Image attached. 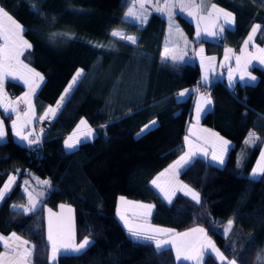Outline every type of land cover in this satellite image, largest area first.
Instances as JSON below:
<instances>
[{"label":"trees","instance_id":"16d2710c","mask_svg":"<svg viewBox=\"0 0 264 264\" xmlns=\"http://www.w3.org/2000/svg\"><path fill=\"white\" fill-rule=\"evenodd\" d=\"M134 1L0 0V7L27 30L23 36L32 47L22 60L44 77L33 99L37 119L57 102L75 71L83 70L51 117L36 152L12 137L4 119L7 136L0 141V189L11 174L16 179L0 202V234L16 233L31 242L32 264H189L177 261L169 245L170 251L156 255L154 242H138L131 236L117 217V199L123 195L153 204L147 216L150 224L175 231L201 226L227 259L264 264L257 259L264 257V174L250 176L264 144V67L250 68L257 77L251 86L228 85L225 79L207 84L211 106L201 124L231 146L223 164L197 156L190 169L178 173L199 193L201 204L181 191L169 203L151 180L184 151L192 98L178 100L176 95L201 80V69L196 62L162 59L166 21L156 12L142 24L127 20V8ZM207 3L231 12L234 23L214 40L196 41L205 53L220 56L226 46L239 47L254 23L261 26L255 41L264 43V0ZM174 19L193 39V24L181 14ZM114 29L135 34L137 44L113 37ZM5 89L14 96L24 87L7 80ZM82 119L94 128V137L75 151L65 150V137ZM152 121L157 127L138 135ZM250 132L256 135L251 145L245 143ZM35 180L42 188L34 189L43 193L40 205L29 213L14 210V205L27 203L22 185ZM61 203L73 207L75 240L89 237L94 243L83 254H58L55 262H49L45 211ZM229 220H233L231 231L224 234ZM202 264L221 263L206 254Z\"/></svg>","mask_w":264,"mask_h":264},{"label":"snow or ice","instance_id":"6c2138e0","mask_svg":"<svg viewBox=\"0 0 264 264\" xmlns=\"http://www.w3.org/2000/svg\"><path fill=\"white\" fill-rule=\"evenodd\" d=\"M150 3L151 0H140L139 2V10H135V6L133 8H129L128 12L125 14L126 17H136L140 20L141 23L146 22L147 16L145 3ZM33 10L36 14H39V9L32 5ZM155 10L157 12H167L169 19L171 20V17L173 16V8H179L181 12L187 11L188 15L191 17H194L197 19V37H200L201 33L199 30V22L200 20H203L204 17L200 16L199 13L201 9L204 7V5L197 4L195 0H190V2H183V0H169V2L164 3L163 5H159L158 2L156 5H154ZM212 11L208 13L209 16H212L213 13L216 14L215 19L218 20L220 16H223L224 24L231 26L234 23V17L231 12H226L223 9H219L216 7V5L211 6ZM260 25H255L251 29V33L249 34L248 38L244 41V49L246 50L250 42L253 41L254 34L260 29ZM225 30L224 26H221L220 31L223 32ZM27 31L24 29L3 7H0V103L4 104L5 110L7 111L10 107V102L8 101L6 93H3V85L5 82V79L8 77L12 78H18L24 81V83L29 85V92L24 94V97L20 98L19 102H23L30 105V96L35 92V89L39 87V83L36 81V78H39L40 81H42L44 78L37 72H35L33 69L29 68L27 64H24L23 61L20 59V57L24 54L26 49H30L32 45L24 39V32ZM206 33L208 35L215 36V32H207V29H205ZM67 35V34H65ZM111 35L113 37H118L121 40H124L126 42H130L132 45H136L138 42V37L127 35L125 32L120 30H113L111 32ZM185 44H187V41L185 39ZM99 47H103L100 45ZM242 50V54H243ZM259 52L264 53V48L258 49ZM232 49H227L225 54V59L228 60L230 57L228 53H231ZM200 53H203V49H200ZM254 59H259L262 64H264V55L259 57H253ZM162 59L164 60H171L173 62L177 60H183V56H177L171 52H169L168 47H165L164 53L162 54ZM215 60V57L209 58V63L213 62ZM241 57L236 56V62L239 66ZM250 62V61H248ZM247 67V63L245 64V68ZM21 70H25L27 75L24 74ZM249 76V80L245 81V77L242 74L240 76V81L244 82L245 86H251V82L256 80L255 76H251L250 73H245ZM83 70H77L75 76L73 77L72 84L77 83V81L82 77ZM208 75L207 71L205 72V75L203 77V81H207ZM231 70L229 73V80L231 81ZM72 85H69V88H71ZM198 90V89H197ZM66 89V93H67ZM189 93V90H184L178 94V100L181 98H184L185 95ZM65 99L64 96L61 97V100L58 101L57 106L55 108H49L48 111L44 114V116L40 117L41 120L47 118L48 114L51 113L53 116H55V113L60 107V104ZM201 100L204 101L206 104H211L210 99H206L204 97H201ZM12 110L15 111V107H12ZM204 111L206 113V110L202 108L201 104L198 102L196 106V112H197V121L200 119L201 112ZM34 114V113H33ZM25 117L27 118L25 120L24 125H21L20 128H17V124L14 121L12 124V127L16 129V135L19 136L22 140H27L28 143L31 144H38L39 143V137L29 138V135H23V128L27 126L28 123H31V117L29 115V112L24 113ZM17 119L19 120L20 117L18 116ZM80 125H84L87 127V122L85 120L80 121ZM80 125L77 126L79 129ZM155 127H157L156 121L150 122V124L145 125L143 129H141V132L138 135L146 134L147 132L152 131ZM86 137H89L92 135V129L88 128L87 133L84 134ZM213 136H216L222 146L221 155L217 156L215 152H213L212 160L213 161H219L220 164L224 163L223 153L228 151V141L223 140V138L219 137L217 133H212ZM5 136L4 126L3 123L0 122V139H2ZM188 137H185V140L188 141ZM255 133L250 132L249 133V139L245 141V143H252L255 140ZM82 143L81 139L76 135V132L73 133V135L69 136L65 142L64 146L66 150L69 151H75L78 145ZM203 151V150H201ZM207 155L206 151L204 153ZM197 154L195 152L189 151L188 153H185L184 156H181L178 161H176L173 165L170 166L168 170H165L166 172L169 170L175 171L178 168H183L184 170H188L191 168L192 164L196 162ZM261 160L264 161V153L261 154ZM258 173L264 174V164H260L257 166L256 169L253 170L252 178L255 179L256 175ZM165 173H161L160 176H163ZM160 179L158 176L156 179H153L151 181L152 185H154L157 188H160L161 192H164L165 198L168 200L169 203H171L172 196L176 195V191H182L185 195H190L192 200H194L197 204H201V198L199 193L195 192L192 188H190L186 184H181L179 186V189H172L171 191H166L164 188H162L157 181ZM14 182V177H9V181L4 184L3 188L0 189V201H3L6 198V193L10 189L11 184ZM27 183V182H25ZM41 183L47 185L49 184V181H42ZM38 196H43V193H39ZM121 201H125L124 197L120 198ZM39 201L37 199H34L29 193V200H28V206H13V209L15 210L17 207H20L23 213H29L34 212L37 208V204ZM64 206L61 205V208ZM138 207L144 209L145 211L142 213L144 216H150L151 215V209L152 205H143L140 204ZM71 211V209H69ZM120 216L121 220H125L124 215H122L119 210L117 213ZM55 216L54 213L51 212V209H49V221H48V236L47 239L50 242V246L52 249V256L51 260L55 261L57 258V254H67L72 253L76 255L83 254L87 251L88 248L92 246L94 241L90 240L89 237H84L83 240L79 243H75L73 240H63V226L57 218L56 220H53V217ZM233 225V220H229L227 223V226L224 229V234H227L231 231ZM125 226L128 228L129 233L132 237L136 238L138 242H148L151 244L154 242V252L156 255H161L165 251H170L171 249L168 248V245H171L172 248H175L176 251V260L180 261L183 260H196L197 264H200V260L202 256L205 253L206 249H210V251L207 252L209 256L212 255V253H215V257L221 261V264H236L235 260L228 261L227 258L224 256V254L215 247L213 242L211 240H205L203 242L199 249L195 250L194 255H189L188 252L192 248V245L188 243L185 238L189 237L192 233H201L206 236L204 233V229L202 228H195L191 229L189 232L185 233H173L171 238L169 239H162L158 235H153L149 233H170L171 230L168 229H159V228H150V227H144V226H133L128 223L127 220H125ZM0 242H3V246L6 249L5 253H0V264H6L5 258L7 256H11L12 261H15L16 264H28L29 258L32 256L34 246H30L28 244V241L21 240L20 237L16 235V233H12L10 237H4L3 235H0ZM62 250V251H61ZM259 261H264V257H261L258 255L257 258Z\"/></svg>","mask_w":264,"mask_h":264},{"label":"crops","instance_id":"0c3cea01","mask_svg":"<svg viewBox=\"0 0 264 264\" xmlns=\"http://www.w3.org/2000/svg\"><path fill=\"white\" fill-rule=\"evenodd\" d=\"M138 1H140V0H135L134 2L137 3ZM207 1L208 0H195V2L197 4H201L202 3L204 5V7L201 9V11L199 13L200 16L204 17V19L200 20V22H199V30H200V33H201L200 37H197V19L194 18V17L189 16L187 11L181 12L179 10V8H173L172 9L173 16L171 17V20L169 19V16H168L167 12L161 13V12H157L156 10H152V9L148 8V11L145 13V15L148 17L150 12H156L166 21V26H165V30H164V40H163V42L161 44V56L164 53L165 47L167 46L168 49H169V52H171V53H173V54H175L177 56H183V60H177V62H196L200 66V69H201V80L197 84H195L193 86H189V87H186V88H183V89L179 90L177 92V95H176L178 97V94L180 92H182V91L187 89V90H189V93H187L185 95V97L181 98V99H185V98H187L189 96H191V98H192L191 117H190V119H189V121L187 123V130H186V134L184 136V151L177 158H175L172 162H170L164 169H162L160 172H158L155 175V177L158 174H161L162 172H164L165 173V175H164L165 177H168V176L169 177H172V176L176 177L177 176V178H178V173L183 168H178L175 171L169 170L167 172L165 170H168L170 168V166L173 165L176 161H178L181 156H184L185 153H187V150L195 152L197 154V156L204 157V158H206L207 160H209V161H211L213 163L220 164L219 161H213L212 160V155H213V152H215V154L217 156L221 155V150H222L221 142L216 136L212 135V133H216L214 130H212V129H210V128H208V127H206V126L201 124L200 120H201L202 115L205 113L204 111L201 112L200 119H199V121H197V112H196L197 103L199 102L201 104L202 108L205 109V110H208L210 108V106H211V104H206V103H204L203 100H201V97H204L206 99H210L209 94L205 93V91L203 89L208 83H210L211 81L216 80V79H225L228 85H232V84H234L236 82L244 83V82L240 81V76L242 74L245 77V81H247V80H249V76L246 75L245 73H250L251 76H255L256 77V75L253 72H251V70H250L251 67H253V66L264 67V64H262L259 59H254L253 58V57H259V56L264 55V53H261V52L258 51V49L264 48V43L263 44H258L255 41V36H256L257 32L254 34L253 41L250 42V44L248 45L247 49L246 50L244 49V41L248 38L249 34L251 33L252 27L255 26V25H258L256 23L252 24V26L250 27L248 33L246 34L245 38L243 39V41H242V43H241V45L239 47L226 46L224 48V50H223V53L220 56H218L216 54H207V53H205L202 44H197L196 43V41L198 39H201V38L209 39V40L216 39L221 33V31H220L221 26H224V27H232L233 26V24L231 26L225 25L222 15L220 16V18L218 20L215 19V16H216L215 13H213L212 16H209L208 13L210 11H212L211 6L215 5V4H213V3H209L208 4ZM177 2H179V0H177ZM183 2L187 3V2H190V0H183ZM216 7L221 9L217 5H216ZM176 14L183 15L194 26L193 39H189V38L186 37L187 44H184V40L181 43V41H182L181 34L182 33H179L180 29L176 28V29H170V30L166 31L167 24H168L169 21H173L174 22V23H172L173 26H176V27L179 26V25H177L176 21H174V17H175ZM125 18L127 20L134 21L136 23L142 24L140 22V20L137 19L136 17H126V15H125ZM205 29H207V32H215L216 35L215 36L208 35L206 33ZM114 30H119V29H114ZM120 30L125 32L123 29H120ZM127 35H131V36L137 37L135 34H127ZM24 39L27 40L25 37H24ZM200 49H203V53H200ZM227 49H232V52L228 53V55L230 57L228 60L225 59V54H226V50ZM26 50H28V49H26ZM242 50H244L243 54H242ZM236 56H240L241 57L239 66L237 65V62H236ZM211 57H215V60L213 62L209 63V58H211ZM20 59L22 60V56L20 57ZM248 61H250V62H248ZM23 63L26 64L24 61H23ZM246 63H247V67L245 68V64ZM28 67L33 69L29 65H28ZM33 70L35 72L39 73L35 69H33ZM77 70H81V69H77ZM77 70L75 71V73L77 72ZM230 70H231V77H232L231 81L229 80ZM21 71L24 72L25 75H27L25 70H21ZM206 71H207L208 79L205 82V81H203V77H204ZM39 74L43 77V75L41 73H39ZM7 80H12V81L18 82L19 84L23 85L24 89L19 94L14 95L12 100L7 101V102H10V107L8 108L7 111L5 110L4 104L0 103V122L3 123L4 131H5V136L2 139H0V141L5 140L6 136H7L6 135V130H5V121H4V119L7 118V120H8L7 122H8V125L10 127V131H11L12 137L17 142H19L21 145L27 146V145H29L28 141L27 140H22L19 136H17L15 134L16 133V129H14L12 127V124L15 121L16 124H17V128H20L21 125H24L25 120L27 119L25 117L24 113L25 112H29V115L31 117V123H28L27 126L23 128V135H29L30 134L29 138L30 139L34 138L35 131H36L37 114L35 112L33 99H34L35 93L37 92L38 88L44 82V79L42 81H40L39 78H36V81L39 83V87H37L35 89V92L33 94H31V96H30V105L26 104V103H23V102H19L20 98L24 97V94L29 92V85L24 83L23 80L18 79V78L8 77V78L5 79V82ZM256 80H257V77H256ZM256 80L252 81L251 83L256 82ZM5 82H4V85H3V93H5V91H6L5 90ZM72 88L70 89V91L72 90ZM56 104H57V102H55V104H53V105L48 106L47 109L45 110V113L48 111V109L50 107L53 108ZM12 107H15L16 110L13 111ZM20 107L23 108V113H19L18 109ZM18 116L20 117L19 120L17 119ZM48 116L52 117L53 115L51 113H49ZM186 136L189 138L188 141L185 140ZM255 137H256V135H255ZM248 139H249V135L247 136L245 141L248 140ZM252 143H247V144L251 145ZM230 146H231V144L229 142L228 143V149H229ZM201 150H203V151H201ZM205 151H206L207 155L204 154ZM262 153H264V144H263V147H262L261 154ZM261 154H260V157H259L257 162H259V160L261 158ZM225 156H226V152L223 153V158L224 159H225ZM254 169H256V165L252 169V171L250 173V176H252ZM9 177H14V182H15V179H16L15 175L11 174ZM9 177L6 180L5 183H7L9 181ZM256 177H257V175H256ZM14 182L11 184L10 189L12 188ZM34 182H35V184H34ZM34 182L32 184H30V185L26 184V183L23 184L22 185V190H23V192H24V194H25V196L27 198V203H28V200H29V193H31L32 197L39 201V203L37 204V207H38L40 205V198L38 196V193H36L35 190H34V189H37L35 187L37 181L35 180ZM4 184L2 185V188H3ZM181 184H184V183H181ZM161 187L164 188L163 186H161ZM155 188L156 189H160V188H157V187H155ZM10 189L7 191V193L10 191ZM61 205H63L64 207L61 208ZM17 209H21V208L17 207ZM69 209H71L69 207V205H67L66 203H61V204L58 205L57 209H55V210L51 209V212L55 214V217H53V220H56L57 218H59V220H60V222H61V224L63 226V229H64V225H65L64 224L63 215H64V213H67V218L66 219H67V221H70V223L72 224L71 228H69V230L67 232V238L71 239V240H73V239L75 240L74 222H73V220H71L72 219L71 217L73 215V211L72 210L69 211ZM45 212H46L47 236H48V221L49 220L47 218L49 216V208H47ZM124 215L126 216L125 220H127L129 224H134V223L137 224V222L132 219L133 218L132 216L131 217L130 216L127 217V213L124 214ZM117 217L120 220V222L125 226V220H121L120 216L118 214H117ZM137 221H139V220H137ZM148 223H149V221L147 222L146 227H150V228L154 227L153 225L148 224ZM192 228H194V227H192ZM126 229H127V227H126ZM159 235H162V234L159 233Z\"/></svg>","mask_w":264,"mask_h":264},{"label":"rangeland","instance_id":"374dc122","mask_svg":"<svg viewBox=\"0 0 264 264\" xmlns=\"http://www.w3.org/2000/svg\"><path fill=\"white\" fill-rule=\"evenodd\" d=\"M139 2L140 1H138L137 3H135V2H132L131 4H130V6L127 8V11H126V13L128 12V10H129V8H133L134 6H135V10L136 11H140L139 10ZM157 2H158V4L159 5H163L164 3H166V2H169V0H151V2L150 3H148V2H146L145 3V8H146V10L148 11V8L149 9H152V10H155V7H154V5H156L157 4ZM146 11V12H147ZM174 21H175V19H174ZM172 23H174L173 21H169L168 22V24H167V28H166V31H168V30H170V29H176V28H178V29H180V32L179 33H182L181 34V36H182V41H181V43L183 42V40H184V44H185V39H186V34L184 33V31L178 26V27H176V26H173V24ZM120 30V29H119ZM120 31H122V30H120ZM176 31V30H175ZM186 41H187V39H186ZM76 74V73H75ZM75 74H74V76H75ZM73 76V77H74ZM73 77L71 78V80L69 81V83H68V85L66 86V88L64 89V91L62 92V94L60 95V97H59V99H58V101H60L61 100V97L62 96H64L65 98H66V96L68 95V93L70 92V89L74 86V84H72V81H73ZM69 85H72V87L71 88H69ZM66 89L68 90L67 91V93H66ZM65 100V99H64ZM64 100H63V102H64ZM58 101H57V103H58ZM62 102V103H63ZM62 103L60 104V106L62 105ZM57 106V104L53 107V108H55ZM78 125H80V123L78 124ZM77 125V126H78ZM77 126H76V128L69 134V135H67L66 137H65V139H64V142H65V140L69 137V136H71V135H73V133L74 132H76V135L81 139V141L82 142H84V141H88V140H91L93 137H94V135H95V130H94V128L93 127H90V126H88L87 125V127H85L84 125H80V127H79V129L77 128ZM88 128H91L92 129V135L91 136H89V137H86L84 134L85 133H87V129ZM64 142H63V146H64ZM79 146V145H78ZM64 148H65V146H64ZM189 149V148H188ZM66 150V149H65ZM189 152V150H187V153ZM260 164H264V161H262L261 160V158H260V160H259V162H257V164H256V168H257V166L258 165H260ZM162 173H164V172H162ZM260 174L261 173H258L257 174V177H259L260 176ZM165 175V174H164ZM160 176V174H158L154 179H156L158 176L160 177V179L157 181V183L159 184V185H161V186H163L164 187V189L166 190V191H171L172 189H179V185L181 184V183H183L179 178H177V176L175 177V176H172V177H165V176ZM37 185V189H40V190H38V191H41V189L42 188H40V183L38 182V184H36ZM151 185H152V183H151ZM153 187H155L154 185H152ZM177 191H179V190H177ZM182 192V191H181ZM38 193V192H37ZM161 196L163 197V199L164 200H166V201H168L166 198H165V194H164V192H161ZM121 197H124L125 198V201H121ZM140 204H143V205H152L153 206V204L152 203H150V202H143V201H139V200H133V199H129V198H127V197H125V196H123V195H119L118 196V199H117V213H118V210H119V212L122 214V215H124V214H126V213H128L127 214V217L128 216H132L133 218V220L134 221H136L137 222V224L136 223H134V224H131V225H133V226H144V227H146V224H147V222H148V219H147V216H144V215H142V213L145 211L144 209H142V208H140V207H138V205H140ZM68 205V204H67ZM20 206H28V203H26L25 205H20ZM69 207L71 208V210L73 211V207L71 206V205H69ZM60 211V210H59ZM55 217V216H54ZM124 217H126L125 215H124ZM63 218H64V229H63V240H65V241H67V240H71V239H68L67 238V232H68V230H69V228H71V223H70V221H67V213H64V215H63ZM72 219L71 220H73V222H74V216L72 215V217H71ZM48 220H49V216H48V218H47ZM137 220H139V221H137ZM72 222V223H73ZM228 223V222H227ZM148 224H150V223H148ZM151 225H153V224H151ZM154 227L153 228H159V229H168V230H171V231H174V232H170V233H160V234H163V236L162 235H159V233H149V234H153V235H158V236H160V238H162V239H169V238H171V236H172V234L173 233H185V232H189L190 230H191V228L190 229H187V230H185V231H175V230H173V229H171V228H168V227H163V226H158V225H153ZM227 226V224L225 225V227ZM195 228H202L201 226H196V227H194V228H192V229H195ZM128 229V228H127ZM202 229H204V228H202ZM225 229V228H224ZM204 233L206 234V232L204 231ZM0 235H2V234H0ZM4 237H10V236H5V235H3ZM18 236V235H17ZM18 237H20V236H18ZM20 239L21 240H24V241H27V240H25L24 238H22V237H20ZM83 240V239H82ZM82 240H80V241H76V240H74L73 239V241L75 242V243H79V242H81ZM185 240L188 242V243H190L191 245H192V248L189 250V252H188V254L189 255H194L195 254V250L196 249H199V247H200V245L203 243V242H205V240H211L210 239V237L206 234V236L204 235V234H201V233H192L189 237H186L185 238ZM212 241V240H211ZM49 242V241H48ZM213 242V241H212ZM0 244L3 246V242H0ZM28 244L30 245V246H32V243L31 242H29L28 241ZM49 244H50V242H49ZM213 244H214V242H213ZM215 245V244H214ZM169 246H171V245H169ZM172 247V246H171ZM215 247H216V245H215ZM216 248H218V247H216ZM173 250H174V252L176 253V251H175V248H173ZM62 251V250H61ZM208 251H210V249H206L205 250V253H204V255L202 256V258H201V260H200V264H202V262H203V259H204V257H205V255L207 254V252ZM6 252V249H5V247L3 246V251L1 252V253H5ZM70 253V252H69ZM58 254H60V253H58ZM57 254V255H58ZM212 255L215 257V253H212ZM51 256H52V249H51V246H50V251H49V262H55V261H52L51 260ZM216 258V257H215ZM217 259V258H216ZM5 260H6V264H16V262L15 261H12V259H11V256L9 255V256H7L6 258H5ZM182 261H185V260H183V259H181ZM220 263H221V261L219 260V259H217ZM228 261H231L232 259H227ZM185 262H187V263H189V264H197V261L196 260H186ZM28 264H32L31 262H30V258H29V261H28Z\"/></svg>","mask_w":264,"mask_h":264},{"label":"built area","instance_id":"2783aa9c","mask_svg":"<svg viewBox=\"0 0 264 264\" xmlns=\"http://www.w3.org/2000/svg\"><path fill=\"white\" fill-rule=\"evenodd\" d=\"M6 90V89H5ZM204 90L207 94H210L211 93V88L209 85H206L204 87ZM6 95H7V98H8V101L12 100L13 98V95L9 92V91H5ZM19 113H23V108L20 107L18 109ZM51 117L50 116H47V118L41 120V119H37L36 120V131H35V135L34 137H39V143L38 144H29L27 145L26 147L30 148L32 151L36 152L40 146H41V143H42V138L45 136L48 128L50 127L51 125Z\"/></svg>","mask_w":264,"mask_h":264}]
</instances>
